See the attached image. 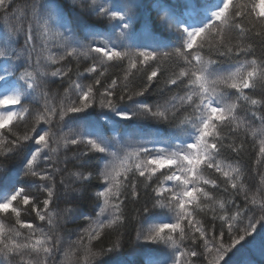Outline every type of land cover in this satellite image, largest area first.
<instances>
[{"label": "snow or ice", "instance_id": "6c2138e0", "mask_svg": "<svg viewBox=\"0 0 264 264\" xmlns=\"http://www.w3.org/2000/svg\"><path fill=\"white\" fill-rule=\"evenodd\" d=\"M245 248L264 257V0H0V264Z\"/></svg>", "mask_w": 264, "mask_h": 264}, {"label": "trees", "instance_id": "16d2710c", "mask_svg": "<svg viewBox=\"0 0 264 264\" xmlns=\"http://www.w3.org/2000/svg\"><path fill=\"white\" fill-rule=\"evenodd\" d=\"M65 2H67V0H65ZM149 123L150 122H143V121L141 122V124L144 126H147ZM158 127L161 130V135L167 134L168 129L166 126L159 125ZM229 162L234 163L233 161H226V163H229ZM247 164L249 166H251V160H248ZM9 166L11 167V165H9ZM241 166L243 167V165H241ZM61 207H63V205H61ZM88 207H89L88 205L84 206L85 212L88 211ZM65 231L66 232L67 231H79V229L77 228V225L69 223L65 226ZM130 231H131V229H130ZM71 238L75 239V236L73 235ZM134 238H135V232L134 231H131L130 237H126V239H130L132 241H134ZM105 243H107V241H105ZM147 247L155 248L156 246H147ZM131 251H133V248L130 246V247L126 248L122 254H119V255H122L123 257H127L128 253ZM154 255L158 256V254H156V253H154ZM142 256H143V252H137L135 259L139 260L142 258ZM102 259H104L106 261H111V260L115 259V257H103ZM235 259H237V260H245L246 259L248 261H251V264H264V257H262L258 251H256L255 249H252V248H245L240 254H238V256Z\"/></svg>", "mask_w": 264, "mask_h": 264}]
</instances>
